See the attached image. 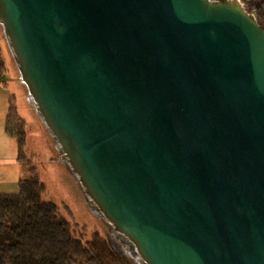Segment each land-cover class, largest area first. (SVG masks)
<instances>
[{
    "label": "water",
    "instance_id": "1",
    "mask_svg": "<svg viewBox=\"0 0 264 264\" xmlns=\"http://www.w3.org/2000/svg\"><path fill=\"white\" fill-rule=\"evenodd\" d=\"M86 202L142 264H264V25L244 0H0Z\"/></svg>",
    "mask_w": 264,
    "mask_h": 264
},
{
    "label": "trees",
    "instance_id": "2",
    "mask_svg": "<svg viewBox=\"0 0 264 264\" xmlns=\"http://www.w3.org/2000/svg\"><path fill=\"white\" fill-rule=\"evenodd\" d=\"M246 6L264 25V0H250ZM4 70L2 62L0 74ZM13 120L10 114L11 134ZM42 191L43 184L32 177L20 181L17 194L0 195V264H142L113 237L100 218L107 235L105 241L96 237L84 243L74 237L70 221L54 203L42 200Z\"/></svg>",
    "mask_w": 264,
    "mask_h": 264
},
{
    "label": "rangeland",
    "instance_id": "3",
    "mask_svg": "<svg viewBox=\"0 0 264 264\" xmlns=\"http://www.w3.org/2000/svg\"><path fill=\"white\" fill-rule=\"evenodd\" d=\"M2 62L6 70L0 74V81L2 85H7L13 96L15 118L12 137H7L6 146L0 138V156L6 150L8 154L11 147L13 156L20 159V169L18 166L9 168L5 160L2 163L0 160V182L2 178L4 182L12 181L11 174L7 173L18 174L15 178L21 180L37 177L43 184L42 200L54 203L59 213L70 221L74 237L84 243H90L96 237L105 241L107 235L99 218L87 204L75 178L63 164L60 152L27 101V91L19 82L16 65L0 30V63Z\"/></svg>",
    "mask_w": 264,
    "mask_h": 264
},
{
    "label": "crops",
    "instance_id": "4",
    "mask_svg": "<svg viewBox=\"0 0 264 264\" xmlns=\"http://www.w3.org/2000/svg\"><path fill=\"white\" fill-rule=\"evenodd\" d=\"M10 114H13L15 118V107L13 104V96L8 90L7 85L1 83L0 81V138L4 142L5 146L8 141L9 136L12 137V134L8 131V128L10 127L9 124V116ZM12 125L11 124V131H12ZM11 147L10 152L7 154V150L0 156L1 163L5 160V163L8 164L7 166L9 168H16L17 166L20 169V159L11 153ZM8 175L11 174L10 178L12 181L4 182L3 178L1 179V187H0V195H15L19 191V183L21 179L18 177L15 178V176H18V174L15 173H7ZM6 183V184H4Z\"/></svg>",
    "mask_w": 264,
    "mask_h": 264
},
{
    "label": "built area",
    "instance_id": "5",
    "mask_svg": "<svg viewBox=\"0 0 264 264\" xmlns=\"http://www.w3.org/2000/svg\"><path fill=\"white\" fill-rule=\"evenodd\" d=\"M250 0H244V2L246 3V2H249Z\"/></svg>",
    "mask_w": 264,
    "mask_h": 264
},
{
    "label": "flooded vegetation",
    "instance_id": "6",
    "mask_svg": "<svg viewBox=\"0 0 264 264\" xmlns=\"http://www.w3.org/2000/svg\"><path fill=\"white\" fill-rule=\"evenodd\" d=\"M77 182V181H76Z\"/></svg>",
    "mask_w": 264,
    "mask_h": 264
}]
</instances>
